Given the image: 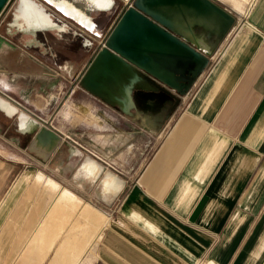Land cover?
<instances>
[{
	"label": "crops",
	"instance_id": "obj_1",
	"mask_svg": "<svg viewBox=\"0 0 264 264\" xmlns=\"http://www.w3.org/2000/svg\"><path fill=\"white\" fill-rule=\"evenodd\" d=\"M70 1L95 23L90 29L75 22L82 32L72 33L83 48L84 29L109 34L126 10L118 15L115 0L106 10ZM232 1L236 8L211 0L236 21L183 95L158 81L156 90L133 91L131 111L153 117L156 132L126 115L110 116L114 127L88 149L84 132L43 122L63 137L43 162L21 150L16 115L0 108V264H264V0ZM15 12L8 25L18 36L0 35V96L20 109V100L53 92L56 54L45 33H69L73 20L51 13L57 30L25 32L19 26L28 21ZM192 29L193 40L213 43L201 26ZM72 67L66 61L55 73L66 90ZM94 105L100 116L112 108ZM80 152L111 175L88 180L78 170ZM22 159L55 178L58 188L32 184L38 171L20 180Z\"/></svg>",
	"mask_w": 264,
	"mask_h": 264
},
{
	"label": "water",
	"instance_id": "obj_2",
	"mask_svg": "<svg viewBox=\"0 0 264 264\" xmlns=\"http://www.w3.org/2000/svg\"><path fill=\"white\" fill-rule=\"evenodd\" d=\"M9 2L0 0V15ZM235 21V16L211 0H134L95 53L79 86L156 132L153 117L131 111L133 91L156 90L158 81L183 95ZM194 26H201V34L213 37V43L203 46L193 40ZM17 125L21 132L32 131L26 149L43 162L63 143L59 133L37 120L27 130L20 129L18 118ZM78 157V170L91 182L111 175L91 156L80 152Z\"/></svg>",
	"mask_w": 264,
	"mask_h": 264
},
{
	"label": "rangeland",
	"instance_id": "obj_3",
	"mask_svg": "<svg viewBox=\"0 0 264 264\" xmlns=\"http://www.w3.org/2000/svg\"><path fill=\"white\" fill-rule=\"evenodd\" d=\"M133 1L134 0H115L114 7L118 10L117 14L119 15V13L123 9L131 5ZM227 1L230 6L236 8V3H234L232 0ZM41 3L46 7L48 11L53 13L56 18L61 19L62 15L58 11H56L53 7L46 3ZM17 4L18 0H10L4 10V13L0 18V35L6 36L11 39L12 37L14 38L15 36H18L17 30H15L12 25H8V23H10L14 17L13 13L15 12L14 10L16 9ZM242 5L243 4H241L240 6ZM69 27L71 30H69V33L68 31H65V34L59 31L52 30L47 31L45 33V35L48 36L49 39H52V42L49 41V44L51 45L50 47L54 54H56V59H54L53 62V92L47 94H38L36 100L33 102L29 100H20V102L23 103L25 107L20 108V110L25 111L42 124L43 122H53V124H55L60 130L64 131L65 133L84 132L81 138H83L85 141L84 143L88 145V149H92V144L94 143L93 140H95V142H99V138H101L99 136V133L102 132L101 134H103L104 130H106L107 132L108 130H111L114 127V122L110 120L109 117L111 116L116 118L118 115L123 114L119 112L116 108H105L107 107V105H105V103H103L102 101V103H100V100L98 98L90 97L84 92H82V89H80L78 84L79 78L75 75L77 74V72H80L85 68L90 58L104 44L105 39L109 34L108 32L103 31L100 32L98 36H96L93 34V32L84 29L83 35L84 39L88 40V45L83 48L80 42V38L77 35H74L82 32L80 27L73 21H69ZM13 32H16V34L13 35ZM72 32H74V34ZM29 34L30 33L25 32L21 33L22 37H28ZM37 35L38 37L45 36L44 33L39 32H37ZM38 49L40 48L36 49L37 57H43V55L40 54V51ZM66 61L69 62L71 66H73L70 73L73 72L74 74L70 75L71 77L69 78V83H67V85H69L67 90L65 88L66 86L64 87L62 84H60V77L57 76L55 78L56 72L59 73L61 72V70L64 71L63 65L66 63ZM58 84L62 85V92L60 91V87ZM72 89H74L75 91L72 92ZM93 103L100 107L105 106V110L103 108V110L101 109V113L103 116H100L98 114V110L95 109V105ZM67 111L69 112V117L64 116V113ZM31 112L37 114L42 120L33 116ZM15 117V120L17 122V116ZM94 122L97 124H102L100 130H98L97 127L94 126ZM104 127L105 129H103ZM6 131L7 134H12L9 129H6ZM21 136V150L23 152H27V149L25 147L28 144L30 137L32 136V131H26L24 133L22 132ZM67 144L70 147H77L76 142H69ZM22 160V164H20L19 168L21 171L20 180L27 182L38 171L32 180V184H53L52 186H54V189L58 188L59 182L54 180L55 178H51V175H49L47 172L42 171V169L38 168L36 165L30 166L29 164L31 161H28L29 164H26V166H24L25 160Z\"/></svg>",
	"mask_w": 264,
	"mask_h": 264
},
{
	"label": "bare ground",
	"instance_id": "obj_4",
	"mask_svg": "<svg viewBox=\"0 0 264 264\" xmlns=\"http://www.w3.org/2000/svg\"><path fill=\"white\" fill-rule=\"evenodd\" d=\"M54 9H56L61 15L73 20L85 28H95L91 16L84 10L76 6L70 0H44ZM92 7L97 9L106 10L112 5V0H87ZM19 14L25 15L24 18L28 21L25 26H19L25 32L35 31L37 29H58V25L51 19V12L37 0H18L16 6L15 17H19ZM38 22H33V19ZM16 23V22H15ZM17 25V23H16ZM189 32H187L188 34ZM190 35V34H188ZM0 108L7 115H16L18 118L19 126L21 130H27L30 124L36 122V119L30 116L23 110L18 109L14 104L9 102L7 99L0 96ZM118 184L121 181L117 180Z\"/></svg>",
	"mask_w": 264,
	"mask_h": 264
}]
</instances>
